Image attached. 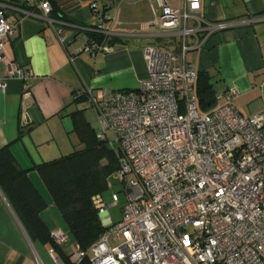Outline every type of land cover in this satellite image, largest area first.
<instances>
[{
    "label": "built area",
    "instance_id": "2783aa9c",
    "mask_svg": "<svg viewBox=\"0 0 264 264\" xmlns=\"http://www.w3.org/2000/svg\"><path fill=\"white\" fill-rule=\"evenodd\" d=\"M26 1L52 23L51 0ZM153 1L155 17L149 26L177 36L180 50L147 46V78L136 91L88 96L99 123L96 138L118 158L112 177L124 185L125 204L120 221L113 223L107 210L119 203L118 195L112 194L108 204L100 195L92 198L106 231L87 251L76 248L72 262L88 257L91 264H264V110L242 115L235 106L238 91L230 87L215 95L212 110L201 112L186 38L195 36L197 48L215 27L201 17L202 0H182L178 9L165 0ZM89 8L96 23L85 30L113 37L100 1L89 0ZM4 9L1 5L0 62L5 61L4 40L19 24L8 22ZM190 23L195 26L188 28ZM79 40L78 52L111 50L85 35ZM60 42L69 40L60 36ZM30 76L8 63L0 79L2 92L8 79L22 81L23 127L29 125ZM260 93L264 101V82ZM51 237L58 246L68 242L62 231Z\"/></svg>",
    "mask_w": 264,
    "mask_h": 264
},
{
    "label": "crops",
    "instance_id": "0c3cea01",
    "mask_svg": "<svg viewBox=\"0 0 264 264\" xmlns=\"http://www.w3.org/2000/svg\"><path fill=\"white\" fill-rule=\"evenodd\" d=\"M99 1L109 18L106 25L117 42L108 52L91 53L78 52L83 34L75 37L79 25L96 23L89 0H52L75 24H63L61 28L34 10V3L0 0V6L5 5L6 20L19 21L15 32L4 40L5 61L0 62V79L8 63L31 73L27 80L31 94L28 126L20 124L22 81L17 77L8 79L5 91H0V149L8 147L17 166L27 171L28 179L45 201L41 218L50 233L62 231L68 241V228L62 224L63 219L35 167L83 148L71 115L81 112L84 122L91 126L97 116L88 102L89 95L104 96L139 88L147 78L145 47L173 53L180 50L177 36L149 26L155 17L153 0ZM165 1L177 9L183 4L182 0ZM201 17L215 30L205 38L199 35L203 39L197 48L195 36L186 38L190 47L187 62L195 73L209 75L216 94L235 87V106L242 115L264 110L260 93L264 82V0H202ZM194 26L190 23L188 28ZM60 36L70 43L62 44ZM65 244L60 246L62 250ZM50 251L48 246L32 244L0 191V264H56V255L51 256Z\"/></svg>",
    "mask_w": 264,
    "mask_h": 264
},
{
    "label": "trees",
    "instance_id": "16d2710c",
    "mask_svg": "<svg viewBox=\"0 0 264 264\" xmlns=\"http://www.w3.org/2000/svg\"><path fill=\"white\" fill-rule=\"evenodd\" d=\"M33 9L36 10V6ZM103 11L105 12L104 8ZM49 19L56 28H61L63 24L75 25L52 0ZM94 27L95 24L79 25L75 29V36L83 34L97 46L108 45L112 48L117 38H105L95 31L85 30ZM210 81L207 73H196L195 94L199 109L203 113L209 112L216 105V91ZM71 116L74 132L83 148L36 166L35 169L66 224L76 248L87 251L106 231L92 205V198L103 196L107 189L106 179L117 171L119 165L113 151L105 142L98 140L90 125L84 122L81 112H74ZM104 159L106 164L102 165L101 161ZM0 191L33 245L48 246L62 264H73L71 256L54 243L41 218L46 203L28 179L27 171L17 166L8 147L0 149ZM78 264L91 262L86 257Z\"/></svg>",
    "mask_w": 264,
    "mask_h": 264
},
{
    "label": "rangeland",
    "instance_id": "374dc122",
    "mask_svg": "<svg viewBox=\"0 0 264 264\" xmlns=\"http://www.w3.org/2000/svg\"><path fill=\"white\" fill-rule=\"evenodd\" d=\"M177 42L179 41L180 45H181V40L176 39ZM91 124V128L92 130L97 133V131H99V123L98 120L95 118L93 120ZM115 156V155H114ZM115 158L117 159V164H118V158L115 156ZM101 164L104 165L106 164V160H102ZM116 172V171H115ZM114 172V173H115ZM114 173H112L107 179H106V185L108 186V183L110 186L107 187L106 191L104 192L103 196V200L106 204L111 202V195L112 194H117L119 197V203L116 206H113L111 208H109L107 210V215L110 217L111 221L113 223H117L120 221L121 219V208L124 206L125 204V197L123 194V189H124V185L122 183H119V181H117L115 178L112 177V175H114ZM109 181V182H108ZM60 217V216H59ZM61 219V218H60ZM62 224L64 223L63 220H61ZM65 226V223L63 224ZM64 229H66L65 227H63ZM76 249V246L73 242V240L70 238L68 243H66L63 246V250L66 254H71L73 253V251Z\"/></svg>",
    "mask_w": 264,
    "mask_h": 264
},
{
    "label": "water",
    "instance_id": "95a60500",
    "mask_svg": "<svg viewBox=\"0 0 264 264\" xmlns=\"http://www.w3.org/2000/svg\"><path fill=\"white\" fill-rule=\"evenodd\" d=\"M57 261H59V259H57ZM60 262V261H59Z\"/></svg>",
    "mask_w": 264,
    "mask_h": 264
}]
</instances>
